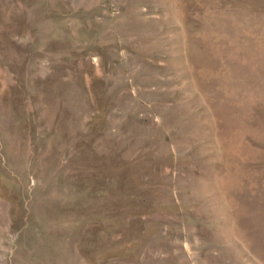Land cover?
Instances as JSON below:
<instances>
[{"label": "rangeland", "instance_id": "obj_1", "mask_svg": "<svg viewBox=\"0 0 264 264\" xmlns=\"http://www.w3.org/2000/svg\"><path fill=\"white\" fill-rule=\"evenodd\" d=\"M0 264H264V0H0Z\"/></svg>", "mask_w": 264, "mask_h": 264}]
</instances>
